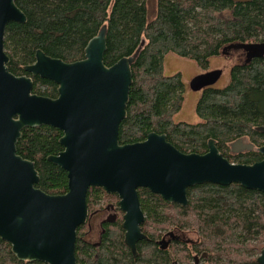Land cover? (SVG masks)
<instances>
[{
	"label": "trees",
	"instance_id": "1",
	"mask_svg": "<svg viewBox=\"0 0 264 264\" xmlns=\"http://www.w3.org/2000/svg\"><path fill=\"white\" fill-rule=\"evenodd\" d=\"M154 2L150 11L149 0H15L26 22L5 27L8 69L17 76L27 74L24 67L35 61L37 49L65 62L80 60L87 42L105 25L106 66L136 53L126 116L118 131L120 144L140 142L156 132L184 153L203 154L208 140L214 139L232 163L262 160L256 148L264 144V0ZM233 44L242 46L246 61L230 67L224 87L209 86L200 92L195 106L198 122H175L184 100L183 82L180 73L165 74V55L192 60L206 70L210 58ZM250 46L257 49L253 56L248 55ZM32 92L55 98L57 85L35 77ZM61 135L48 125L27 127L16 143L17 154L32 161L38 171L36 187L51 195L67 192L66 172L47 160L63 149ZM244 139L255 149L237 150L234 146ZM138 196L145 214L141 229L147 239L137 243L136 257L123 242L122 217H118L96 246L85 238V224L77 228V264H169V250H162L156 240L170 226L196 234L193 249L204 254L208 264H257L264 248L263 193L239 184L203 183L187 189V206L168 203L144 188L138 189ZM114 197L117 201V195L90 187L89 213L99 209L95 207L102 199L105 203ZM176 247L188 251L185 245ZM172 255L178 259L175 252ZM0 264L45 263L19 261L10 244L0 238Z\"/></svg>",
	"mask_w": 264,
	"mask_h": 264
},
{
	"label": "water",
	"instance_id": "2",
	"mask_svg": "<svg viewBox=\"0 0 264 264\" xmlns=\"http://www.w3.org/2000/svg\"><path fill=\"white\" fill-rule=\"evenodd\" d=\"M10 22L25 23L26 16L15 0H0V238L10 244L19 261L77 264L76 230L87 221L90 187L117 195L124 244L134 257L137 243L147 239L141 229L145 215L140 188L181 206L188 204L187 189L203 183L239 184L264 194V159L232 163L219 152L214 139L208 140L203 154L181 152L165 134L156 132L140 142L119 143L136 53L106 66L105 25L87 42L80 60L65 62L36 50L34 63L24 70L57 85V96L49 98L32 93L30 77L8 70L4 32ZM234 47L242 46L233 44L226 49ZM221 74V69L201 72L190 79L189 87L202 91ZM42 125L62 132L59 143L63 149L47 160L66 172L64 194L51 195L37 188L39 174L34 163L16 152L22 129ZM237 145V150L255 149L241 140ZM256 150L264 156V145ZM114 219L115 215L109 217ZM159 243L164 248L163 239ZM256 262L264 264V248Z\"/></svg>",
	"mask_w": 264,
	"mask_h": 264
},
{
	"label": "rangeland",
	"instance_id": "3",
	"mask_svg": "<svg viewBox=\"0 0 264 264\" xmlns=\"http://www.w3.org/2000/svg\"><path fill=\"white\" fill-rule=\"evenodd\" d=\"M155 0H149V8L150 11H153L154 2ZM226 17V16H225ZM224 17V18H225ZM237 52L233 51L231 54H223L220 56L212 57L209 60V64L206 70L200 69L197 64L189 59L178 57L175 54L168 53L164 57V72L166 75H173L175 73H180L182 76V82H183V104L178 113L175 114L174 120L175 122H186V123H195L198 122L199 118L197 117L195 113V106L198 101V98L200 96V91H192L189 87V81L192 77L195 75L207 71V70H213V69H221L222 74L218 81L213 85L216 88L224 87L228 81H229V71L230 67L234 64V62L237 61L238 56ZM247 140V139H246ZM116 197L106 199L105 203L103 202V199L100 201L99 205H97L95 208H101L100 206H107V203H116ZM118 200V197H117ZM105 213V212H104ZM103 216H96L92 217L90 224H91V236L89 239L91 241H96L98 239L99 234V227L98 222L102 219ZM118 217H121V213L118 214ZM88 230L86 225H84L83 232ZM176 230L172 226L167 228L166 230H162L161 232L164 234L167 231ZM182 235V238L185 237L187 240H196L197 235L192 232H186ZM172 252H175L177 254V261L179 264H193L192 258H187L186 254H190L189 251L186 250L182 251L181 249L177 247L172 248ZM200 264H208L205 261H202Z\"/></svg>",
	"mask_w": 264,
	"mask_h": 264
},
{
	"label": "flooded vegetation",
	"instance_id": "4",
	"mask_svg": "<svg viewBox=\"0 0 264 264\" xmlns=\"http://www.w3.org/2000/svg\"><path fill=\"white\" fill-rule=\"evenodd\" d=\"M5 51V50H4ZM233 51H236L238 54H237V56H238V58L239 59H237V61L236 62H234V64H237V63H239V62H243V61H246L245 60V57H246V54L247 53H245L240 47H234V48H231V49H223L222 50V53H221V55H223V54H225V55H227V54H231V52H233ZM255 53H257V49H253V47H251L250 49H249V52H248V55L250 56V55H255ZM257 56H261V54H257ZM9 63V62H8ZM34 63V62H33ZM32 64V63H31ZM8 65V64H7ZM27 66V65H26ZM8 67V66H7ZM9 70V69H8ZM25 71V70H24ZM26 72V71H25ZM27 74H25V75H19V76H26V77H30L31 79H32V82H33V79L35 78V77H39V76H32L30 73H28V72H26ZM13 74V73H12ZM14 75V74H13ZM15 76H17V75H15ZM40 78V77H39ZM32 87H33V85H32ZM201 92V91H200ZM33 93V92H32ZM35 94V93H34ZM38 95V94H37ZM23 130V129H22ZM22 132V131H21ZM241 143L243 144V145H250L249 144V141L248 140H246V139H244V140H241ZM264 145V144H263ZM241 148V147H240ZM264 159V158H263ZM119 200V199H118ZM118 200H117V202L116 203H109L107 206H105L103 209L102 208H99V209H97L96 211H94L92 214L91 213H89V211H88V217H87V221H86V223H85V225H86V227L88 228V230H86L85 232H84V236H85V238L90 242V243H92L93 245H97L98 243H99V239H100V236H101V234H103L104 232H105V230H106V227H108L109 225H111L117 218H118V214H119V212H121L119 209H118V207H117V203H118ZM105 212V213H104ZM103 216L102 217V219L101 220H99V222H98V227H99V229H100V231H99V234H98V239L96 240V241H91L90 239H89V237L92 235L91 233V224H90V221L92 220L91 218L92 217H96V216ZM111 215H115V219L114 220H112V221H110L109 220V217L111 216ZM122 215H123V213L121 214V217H122ZM145 215V214H144ZM121 225H122V223H121ZM186 232H191V231H189V230H171V231H167V232H165L164 234H163V236L160 238V239H158V240H156V243H157V245H159L160 247H161V245H160V243H159V241H161L162 239H163V242H164V244H163V246H164V248H161L162 250H169V256L172 258L171 259V261H170V263L169 264H179V262L176 260V259H174V257H172L173 255H172V250H171V248H173V247H176V246H178V245H180V247L182 248V245H185V246H187V248H185V250L186 249H188V251H189V253H190V255H191V258H192V261H193V264H200L202 261H204V257H205V255L204 254H202L201 252H198V251H196V250H194L193 249V246H194V242H195V240L193 241V240H187V239H185V237H183L182 238V235H180V234H184V233H186ZM193 233V232H192ZM123 237H124V235H123ZM123 242H124V240H123ZM165 242H167L166 243V245H165ZM126 246V245H125ZM127 247V246H126ZM128 248V247H127ZM129 249V248H128ZM130 251V250H129ZM132 254V253H131ZM189 255H186V257H188Z\"/></svg>",
	"mask_w": 264,
	"mask_h": 264
}]
</instances>
